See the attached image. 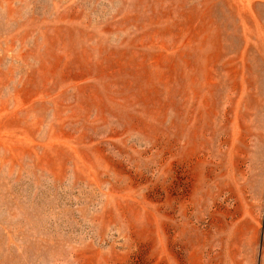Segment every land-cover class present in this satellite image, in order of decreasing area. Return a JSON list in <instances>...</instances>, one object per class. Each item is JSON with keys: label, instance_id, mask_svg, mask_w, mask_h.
<instances>
[{"label": "rangeland", "instance_id": "374dc122", "mask_svg": "<svg viewBox=\"0 0 264 264\" xmlns=\"http://www.w3.org/2000/svg\"><path fill=\"white\" fill-rule=\"evenodd\" d=\"M0 264H264V0H0Z\"/></svg>", "mask_w": 264, "mask_h": 264}, {"label": "bare ground", "instance_id": "6f19581e", "mask_svg": "<svg viewBox=\"0 0 264 264\" xmlns=\"http://www.w3.org/2000/svg\"><path fill=\"white\" fill-rule=\"evenodd\" d=\"M252 23H253V24H256V22H254V21H250L248 18H243V19L241 20V29H242V31H243V32H247V31L249 32Z\"/></svg>", "mask_w": 264, "mask_h": 264}]
</instances>
